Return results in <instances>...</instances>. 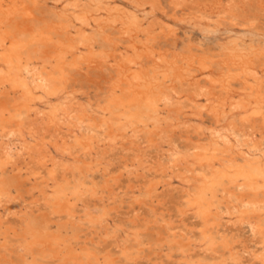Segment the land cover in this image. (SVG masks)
<instances>
[{"label":"bare ground","instance_id":"bare-ground-1","mask_svg":"<svg viewBox=\"0 0 264 264\" xmlns=\"http://www.w3.org/2000/svg\"><path fill=\"white\" fill-rule=\"evenodd\" d=\"M51 1L55 2L53 6L58 7L59 2L63 0ZM69 1L63 7L75 21H79L86 27L91 22H95V28L91 34L88 35L85 29H81L80 41L71 39L67 25L63 23L62 15L59 12H56L59 19L58 26L48 25V35L47 33H45L46 35L36 34L30 28L27 22L35 15L34 9L46 5L48 0H0V143H4L5 137L18 138V141H20L17 145L9 140V142L3 144L4 146L0 150V201L3 198L1 204H6L4 205L5 210L10 213V211L14 212L16 208L23 207L18 202L19 196H21L20 193L13 194L12 184L4 176V170L10 166L16 172L14 174L18 181H22L23 176L26 181L32 182L33 180V188L37 189L42 199L45 200V204L51 208L53 213L64 215L71 221L75 218L77 220L78 217L79 222H83L81 220L83 217L91 226L90 228L98 233L102 231L101 226H103V223L107 222V216L109 210H111L108 207L110 201H117L124 199L125 196H130L131 201H139L141 204L150 205L152 209L160 204L156 195L162 177L154 174L140 183L136 179L127 178L125 183L118 184L120 177L123 175V170L128 168L140 170L147 167L152 169L156 167L155 171L159 169L165 171V169L168 170L169 166H172L173 177L178 178L184 184V188L180 191L182 197L179 206L180 213L184 215L188 210L195 211V214L200 218L199 224L202 229L200 238L208 243L210 249L215 250L216 244L223 242L220 240L217 242L215 228L218 222L216 223V213L214 214L213 211L215 210L212 205L214 193L218 190L227 191L232 197L235 196L233 205L226 203L228 204L229 213H234V215L237 213L239 216L246 215L247 218L249 215H256L254 216V225L259 226V230L264 233V227H261L264 224V152L262 151L263 155L261 156L251 151L252 146L254 149L258 146L257 143L250 145L251 148L247 152L240 151L241 146L237 147V141H231L228 136H217L215 129L210 130L209 136H205V133H207L205 130L209 126L205 127L203 121L204 113L208 112L213 113L216 117V123L219 125L222 123L224 128H226L227 123L232 126L243 123H252L254 126L264 124V68L256 61V55L259 57H257L258 59L264 58V40L258 39L257 42L247 44L244 39L242 41L243 36L241 38L228 36L224 41L221 40L222 42H215L220 53L219 65L216 68H214L213 59L203 57V55L202 57L191 56V58L179 60L176 53L169 49H163L162 46L159 49L156 48L157 39L177 36V21L185 19L178 15L177 11L167 15V12L163 9L164 21L157 22L158 30L147 32L142 28L135 12L138 10L137 5L132 8L131 6L120 7L115 4L111 6L110 3L111 5L108 4L103 8L104 13H107L108 17H116L121 29H127L134 34L135 39H140L139 46L136 45L137 43L126 46L119 60L117 57L119 42L115 37L106 34L104 30L105 22L102 23L100 20L101 15L96 16L97 14L95 15L92 10L93 6L99 7L102 0H83L85 3H82V0ZM150 6L152 14L155 16L156 5L153 3ZM138 7H141V5H138ZM98 10L101 11L102 9L98 8ZM143 10H146V8ZM169 10L173 12L172 8ZM21 20L25 24V28L22 30L24 32L29 31L32 39L35 38L43 43L48 42L46 43L47 56L42 60H38L40 62L38 65L35 64L36 62L34 63V57L25 52L28 42L23 38H19L18 31L20 29L16 31L15 24L18 25ZM212 23L210 19L203 15L194 16L191 20V24L195 28L203 26L208 30ZM214 23L217 26L219 24L218 22ZM106 25L108 26V24ZM52 30L65 33L68 41L61 39L54 41L52 36H49ZM39 31L41 32V30ZM139 34L144 36L139 37ZM92 36H96L98 37L97 40L100 38L107 43L109 51H106L104 46L102 50H98L94 45L97 40ZM124 44L126 45V43ZM110 60L114 61L117 73L111 75L104 83L98 82L95 88L91 85L87 88L70 86L72 68L85 71V75L90 79L91 68L96 67L104 71ZM205 70H207V74H205ZM198 72L205 75L203 78L208 80L209 83L208 86H202L200 85L201 79L197 78L195 80V84L199 89H205L206 96L203 100H196V96L192 95L191 102L185 104L178 99L183 96L175 100L176 98L174 99L168 95L169 93L166 92L167 86L170 85L168 79L171 82H174L176 78H181L184 81L185 78H188L186 77L188 74L191 79H195ZM216 88H219L220 93L216 92ZM92 92L93 94H91ZM77 93L84 94L85 99H79ZM188 97L190 98V96ZM31 112H35L42 121L47 123L52 128V132L40 131L27 123L25 114ZM188 114L190 118L187 117ZM193 118L199 119L201 124L196 123L197 121H194L195 123L188 122ZM181 125L186 126L184 131L187 136L185 139L187 138L189 143L187 148L181 150L174 148L165 161L158 160L155 162L142 161L139 153H135L122 164L120 171L114 172L112 176L107 172L100 174L103 169L102 154H99L94 145L95 139L97 141L99 138L96 135L98 128H103L105 133L102 139H105L106 145L111 147L118 140L122 142L133 140L132 137L139 135L140 132H144L153 143L156 141L154 135L160 137L173 130L181 131ZM219 125L217 126L219 127ZM65 127L67 130L64 133L61 129ZM80 152L85 154L81 155ZM137 172L134 171L133 173L139 175ZM140 172L142 171L140 170ZM167 183L164 185H167ZM169 183L172 184L173 182ZM236 191L239 192L237 193L239 194L238 197H236ZM219 193L221 194V192ZM224 199L228 198L224 197ZM93 200L103 201L101 207L95 206L92 208L91 201ZM79 202L84 204L81 205L84 206L83 215H77ZM228 202L230 201L228 200ZM215 208L217 209L216 206ZM7 211L5 212L7 213ZM118 229L120 233H124V238L120 240L123 243L121 245V255L127 256V261L136 260L137 256L134 257L133 253L138 254L141 249L137 247L138 249L132 251L133 248L128 242L134 241L140 247L144 241V228L136 222V219H132L128 224L125 221L119 222ZM104 231L108 235L106 227H104ZM11 232L22 236L23 241L26 242L25 249L27 253L32 250L34 245L41 243L49 244V247L55 249L58 253L62 250L66 251L65 259L68 262L72 260L73 264H85V261L90 264L91 260L97 264H119L116 253L102 251L98 248V243H92L90 246L87 244L81 245L78 248V239H81V237L78 236V238L75 235L63 238L61 235L54 233H45L40 226L30 220L27 214L15 224L9 225L6 234L2 235L3 233L0 231L2 245L8 243V234ZM100 233L102 234V232ZM115 236L113 237L115 238ZM172 236L173 238H170V236L168 240L173 243V247L181 250L183 255L181 258H186V264L224 263V259L220 257L216 256L209 259L200 253H195L196 246L193 247L190 237H186L182 233L179 236L173 233ZM225 244L227 246V243ZM201 246L205 247V245ZM29 254L33 256L32 260H34L36 254ZM141 257L137 258L141 259Z\"/></svg>","mask_w":264,"mask_h":264},{"label":"rangeland","instance_id":"rangeland-1","mask_svg":"<svg viewBox=\"0 0 264 264\" xmlns=\"http://www.w3.org/2000/svg\"><path fill=\"white\" fill-rule=\"evenodd\" d=\"M68 2H70V1L69 0H66V1L63 0V1L59 2L58 7H56V6H53L55 4L54 1L48 0V3H46V5H43L41 7H36L34 9L35 15L29 19V21L27 22L28 25L30 26V28L33 29V31L36 34L46 35L45 33H47V35H48V25L52 26V27L58 26L59 19L56 15V12H59L62 15L63 23L65 25H67L68 34L71 35V39H73L75 41H80L81 29H85V32L89 35L93 32L92 30H94V28H95V22L94 23L91 22L90 25H88L86 27V25H84V24L82 25L79 21H77V20L75 21L74 18L69 15L70 13L66 12L64 10L63 6H65ZM62 3H63V5H62ZM82 3H85V1L82 0ZM153 3L156 5V12H155L156 17L153 16L151 8H150L151 7L150 5H153ZM108 4H110L111 6H113L115 4V5H119L120 7L131 6L132 8H135L136 7L135 5H137L136 8L138 10L135 12L137 13L138 19L141 22L142 28L145 29V31H147V32H154V31L158 30V23L157 22L164 21L163 20L164 19L163 18L164 13L162 14V11L165 10V12H167V15H171L172 13L177 11L178 15H181V17L185 18L184 20L177 21V25H176V26H178V27H176L177 33H178L177 36L176 37L171 36L169 38L157 39L156 40L157 41L156 42V48L159 49L162 46L163 49H169L173 53H176L179 60L191 58V56H197V57L201 56L202 57V55H203V57L210 58L211 60L213 59L212 61L214 64V68H216L219 65L220 53L218 51V47L215 45V42H222L221 40L224 41L225 39L228 38V36L229 37L232 36L233 38H236V37L241 38L243 36L242 41L244 39V42L247 44H251L252 42H257L258 39L264 40V0H228V1L227 0H117V1L116 0H102L101 4H99V7L93 6L92 10L95 13V15L97 14L96 16L101 15L100 20L102 23L105 22V25L104 24L103 25L105 26L104 30H105L106 34L115 37L116 40L119 42L118 43L119 44L118 49H117V57L119 60L121 58V53L124 52V50L126 49V46L132 45L135 43H137L136 45L139 46L140 45V41H139L140 39H135L134 34L130 31H128L127 29H121V25L116 20V17H114V18L108 17V15H106L107 13H104L105 11L103 10V8ZM138 5L139 6L141 5V7H138ZM55 7H56V9H55ZM98 8H101L102 10L99 11ZM145 8H146V10H143ZM171 8L173 9V12L169 10ZM69 10L72 11V9H70V8H69ZM139 10L143 11L145 13L142 14ZM158 14L160 15L159 17H158ZM197 15H203L213 22L212 26L209 28V30H208V28H205L203 26H198L195 28L191 24L192 18L194 16H197ZM221 16L222 17L224 16V17L222 18ZM69 19H71V20H69ZM15 22H17V21H15ZM181 22H183V24H181ZM214 22H218L219 27L217 25H215ZM77 23H79L81 26ZM237 23H238V25H236ZM106 24H108V26ZM18 25L15 24V28H16V31H17V29H20V31H18L19 38H23L28 42V46L25 47V52L27 54H30V56L34 57V63L36 62L35 64L38 65L40 63L38 60H42L44 57L47 56L46 51L48 48H47L46 43H48V42L43 43L41 41H37L35 38L32 39V36H31L29 31L24 32V30H22L25 28L24 21L21 20V22ZM111 25H113L115 28ZM91 26H93V27H91ZM117 26H118V28H117ZM17 27H19V28H17ZM77 27H78V29H77ZM80 27H82V28H80ZM191 27L193 28V30ZM69 28L71 30L72 29H74V30L71 31ZM206 29L208 30V32ZM39 30H41L42 34ZM49 34H50L49 36H52L54 41H57L59 39H61L63 41H68L65 33H59L56 30H52ZM132 34H133V36H132ZM224 34H226V35H224ZM179 35H180V37H179ZM234 35H236V36H234ZM143 36L144 35L141 34L139 37H143ZM38 37H39V35H38ZM92 37L95 40H97L96 38H98L96 36H92ZM218 39H220V41H218ZM124 43H126V45ZM94 45L98 50H102L105 47L106 51H109L108 44L105 43L100 38L96 41V43H94ZM82 47L84 48V46H82ZM250 52H252V51H250ZM199 53H200V55H199ZM257 57L258 56L256 55L257 64H261L262 67L264 68V58L258 59L259 57L258 58ZM84 72L85 71H80V70H77L76 68H72V70H71L72 79L70 80V86L71 87L80 88L83 86V87L87 88L89 85H91L93 88H95L98 82L104 83L107 79H109L111 77V75H115L117 73V68L114 65V61L112 62V60H110L109 63H107L106 69L104 71H101L96 67L91 68L90 73H89V76L91 77L90 79L87 78V76L85 75ZM205 74H207V70H205ZM201 76H202V78H200ZM186 77H188V78H185L186 80L184 79V81H182L181 78H176V80L174 82H171V80L168 79V84H170L169 86H167L168 88L166 91L167 93H169L168 95H170L174 99L176 98L175 100H177L178 97L183 96L182 98H178V99L181 100L185 104H189L191 102V98H193V96L194 97L196 96V100H199V101L203 100L206 96V93H204L205 89L204 90L199 89L197 84H195V80H197V78L201 79L202 81H201L200 85L208 86L207 85V84H209L208 80H205L203 78V77H205V75H202L200 72H198L197 77H195V79H193V78L191 79V76L189 74ZM173 91H175V92H173ZM216 92L220 93L219 88H216ZM91 94H93V92ZM76 95L79 97V99H85V97H84L85 95L82 93H77ZM175 95H176V97H175ZM188 96H190V98ZM31 113L25 114V120L27 123L33 125L36 129H38L40 131H45L47 133L52 132V128L49 127L47 125V123L42 121L41 118L35 112H33L32 114ZM207 113L208 112H205L204 116H203V121L205 122V127L209 126L208 128H206L207 130H205L207 132V133H205L206 134L205 136H209L210 130L215 129L217 131V134H216L217 136H228V138H230L231 141H233V142L237 141L238 142L237 147L241 146L240 151H246L247 152L249 150V148H251L250 145H253V143H257L258 146H256L255 149L252 146L251 151L254 154L261 155V156L264 154L263 153L264 152V124H257L254 126V124H252V123H243L240 125L236 124V125L232 126V125H229L227 123L226 128H224L222 123H220L221 126L216 123V117L213 113H208V114ZM189 114L187 115L188 118H190ZM193 119L192 120L190 119L188 122L191 121V122L195 123L197 121L196 123L201 124V121H199V119H197V118H196L197 120L196 119L193 120ZM207 124H209V125H207ZM211 125H213L214 127L213 126L210 127ZM217 125H219V127ZM241 125H242V127H241ZM185 127H186L185 125H181L180 126L181 131L173 130L172 132L163 134L160 137H158L157 135H154V138L156 139V141L153 143L150 141V138L145 135L144 132H140L139 133L140 136L137 135L135 137H132L133 140L124 141V142L118 140L116 142L117 145L115 144L111 147L106 145L107 143H105V141H106L105 139H102L103 134L105 133L103 128H98L96 130V135H97V138L98 137L99 138L97 139V141L95 139L94 145L98 149L99 154H102L101 155V161L103 163V169L104 170L102 169L103 171L101 170L100 174H105L107 172L108 174H110V176H112L114 172L120 171L122 164H124V162L126 160H129L130 157H132L135 153H139V157L141 158L142 161H146V162H155L158 160L159 161H165L168 158L169 153L172 149L178 148L181 150V149H185L188 147V144H189L188 139L187 138L185 139V137H187L185 135V131H184ZM66 130H67L66 127L61 129V131L64 133L66 132ZM224 132H226V133H224ZM178 133H180V134H178ZM166 136L168 137V139ZM5 138L6 139H5L4 143L9 142V140H10V142L15 143L17 145H19V143H20V141H18L19 140L18 138H14V137H12V138L5 137ZM169 138H171V139H169ZM131 141H132V143H130ZM96 143H98L99 145ZM3 144L0 143V150H1V147L4 146ZM101 144H103V145H101ZM138 144H141V145H138ZM135 145H138V146H135ZM103 149H105V150H103ZM254 150H255V152H254ZM0 153H1V151H0ZM80 153H81V155L85 154L84 152H80ZM136 166H137V164H136ZM105 167H106V169H105ZM144 169L145 168L140 169L142 172H140V170H137L135 168H133V169L128 168L126 170H123V175L120 177L118 184L125 183L127 178L136 179L140 183V182H143V180L146 179L147 177H149V176L151 177L154 174L159 176V177H162V180L159 184V187L157 190V195H156L158 201H160L159 206H157L155 209H152V207L150 205L141 204L139 201H133V200L131 201L130 196H125L124 199H119L117 201H110V204L108 205V207L111 210H109V215L107 216V222L103 223V226H101L103 228V229H101L102 231H100V232H102V234H101L100 232L96 233L95 230L90 228L91 226L87 223V221H85L83 219V217L81 219L83 222H79L78 217H77V220L75 218V220L71 221L64 215H61L59 213H53V211H51V208L45 204V200L42 199V197H41L40 193L37 191V189L33 188V186H32L33 180H32V182L28 181V180L26 181V180H24V176H23L22 181H18V179L15 177L16 172L12 169V167L9 166L8 168H6L4 170V176L9 182H11V184H12L11 188H12L13 194L15 195L18 192L20 193L21 196H19L18 202L23 207L24 206L26 208L28 207L29 210L26 209L25 207L24 208L22 207V208H16V210L14 211L15 213L12 211H10V213H9L4 208V205H6V204L5 203H3V205L1 204V202H3V198H2L0 201V206H1L0 207V221H1L0 222L1 223L0 224V231L3 233L2 235L6 234L7 230L9 229V225L15 224L17 221L24 218L27 214L30 217V220L32 222L36 223L37 226H40L45 233H47V232H49L51 234L54 233L57 235H61L63 238H66V236L67 237L68 236L73 237L75 235L77 237L78 236L81 237V239H78V243H79L77 245L78 248L81 245L87 244L88 246H90V245H92V243H98L99 245L97 244V246L102 251H111V253H116V255L118 256V259H119L118 260L119 264H135V263H137V264H157V263L158 264H168V263L169 264H180V263L186 264V260H185L186 258H183V257L181 258V256H183L181 253V250L177 247H173V245H172L173 243L168 240L170 238H173V236H172L173 233L176 236H179L182 233V235H185L186 237H190V240L193 243V247L196 246V248H195L196 250H194L195 253H200L203 256L208 257L209 259H212L216 256L220 257L221 259H224V263L222 262V264H236V263L237 264L238 263L239 264H264V233H263V231L259 230L260 229L259 226L254 225V216H256V215H249L247 218L246 215L245 216H239L237 213L234 215V213L228 212L227 206L230 203L231 204L235 203V201H234L235 196L232 197V195L229 192L223 191V190H218L216 193H214V199H213L212 205L214 206V210L218 212L217 213V212L213 211L214 214L216 213L215 214L216 223L218 222L216 225V228H215V232H216V236H217V242H218V240L223 241V242H221V243L219 242L218 244H216V249L212 250L208 246V243L204 240H203L204 241L203 242L202 239L200 238V234L202 232L201 226L199 224L200 218L195 214V211L191 209V210H188L184 215L182 213H180V207L179 206L182 202V197H181L180 191H181V189L184 188V186H183L184 184L181 183L178 180V178L173 177V167L169 166L168 170L165 169V171L163 169H159V170L155 171L156 167H153L152 169H149L147 167L145 170ZM133 170L135 171V173L137 171H139L140 173L137 172L139 175L133 173L134 172ZM168 172H171V173H168ZM170 174H171V176H170ZM164 179H165V181H164ZM169 179H171V180L169 181ZM164 182H166V183L168 182L167 185H164V184H166ZM169 182H173V183L171 184ZM26 192H27V194H26ZM219 192H221V194ZM237 193H239V192L236 191V197L239 196V194H237ZM218 194H220V195H218ZM223 196L225 198H228V199L225 200ZM25 198H27V199H25ZM34 199L35 200L37 199V200L35 201ZM228 200L230 202H228ZM231 201H233V202H231ZM102 202L103 201L93 200V201H91V207L92 208H94L95 206L101 207ZM221 202H223V203H221ZM106 203H107V201H106ZM116 203H117V205H116ZM226 203H228V204H226ZM81 205H84V204L82 202H79L77 215H83L84 206H81ZM215 206L217 207L218 210L215 208ZM31 209H32V211H31ZM5 211H7V213ZM26 211H27V213H26ZM137 214H139V215L137 216ZM46 215H48V216L46 217ZM219 215H221L222 217H220ZM59 216H60V219H59ZM236 216H238L239 218ZM219 217H220V220H219ZM131 218L133 220L136 219V222L138 224H140L142 226V228H144L143 229L144 230L143 231V240L144 241L140 247L134 241L128 242V244L133 248V250L131 248L132 251H134L137 247L139 249H141L140 250L141 253L140 252L138 254L135 253L136 255L133 253V256L134 257L135 256H137V257L142 256V257H141V259L136 257V260L131 259V260L127 261V259H126L127 256L121 255V251H122L121 245L123 243H121L122 241H120V240L122 238H124V233L123 232L120 233L118 231L120 229V228L118 229V223L125 221V223L128 224L129 221H132ZM240 218H242L243 221ZM251 219H252V221H251ZM116 222H117V224H116ZM250 223L252 226L254 225L253 228L250 225ZM217 226H218V228H217ZM87 227H88V229H87ZM104 227H106L108 229V235L106 233H104L105 232ZM198 227H200V228L198 229ZM261 227H264V224ZM191 230L193 231V233ZM180 231H181V233H180ZM84 232H85V234H84ZM115 233H116V236H115ZM261 233H263V234H261ZM14 235L15 234L13 232L8 234V237H9L8 243H5L2 245V242H0V264H7V263L8 264H31V263L32 264H73L72 260L68 262V260L65 259L64 256H65L66 251L62 250V252L58 253L55 249H53V248L51 249V247H49V244H41L40 243V244L34 245L32 250L27 253L26 249H25L26 248L25 247L26 242L23 241L22 236H20V235L14 236ZM113 236H115V238ZM165 239H167V240H165ZM224 239H226L227 241H225ZM115 241H117L119 244L117 245V242H115ZM10 242H11V245H10ZM144 242H145V244H144ZM224 242L227 243V246ZM228 243L230 244V247H229ZM221 244H223L225 246H223ZM260 244H262V245L260 246ZM147 245H149V246H147ZM201 245H205V247L203 248V246H201ZM5 247H7V248H5ZM171 247H173V248H171ZM198 248H200V249H198ZM224 249H225V251H224ZM143 251H144V253H143ZM205 251H206V253H205ZM262 251H263V253H262ZM258 252L259 253L261 252L260 253L261 255ZM29 253H31V255L36 254L34 256V258L36 260L35 259L32 260L33 256H30ZM255 253L257 255L253 256V254H255ZM56 254H58L57 257H56ZM168 256H170L172 258L170 259V257H168ZM229 256H230V258H229ZM233 256H236V257H233ZM174 257H175V259H174ZM8 259H10V260H8ZM179 259H180V261H179ZM38 261H40V262H38ZM88 263L89 262L85 261V264H88ZM92 263L97 264V263L93 262V260H91L90 264H92ZM74 264H80V263H74Z\"/></svg>","mask_w":264,"mask_h":264}]
</instances>
